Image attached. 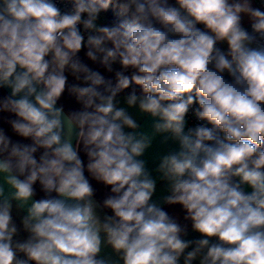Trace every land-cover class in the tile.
I'll use <instances>...</instances> for the list:
<instances>
[{
  "label": "clouds",
  "instance_id": "1",
  "mask_svg": "<svg viewBox=\"0 0 264 264\" xmlns=\"http://www.w3.org/2000/svg\"><path fill=\"white\" fill-rule=\"evenodd\" d=\"M0 264H264V0H0Z\"/></svg>",
  "mask_w": 264,
  "mask_h": 264
},
{
  "label": "crops",
  "instance_id": "2",
  "mask_svg": "<svg viewBox=\"0 0 264 264\" xmlns=\"http://www.w3.org/2000/svg\"><path fill=\"white\" fill-rule=\"evenodd\" d=\"M104 190L100 189V195H103ZM158 193H159V188H158ZM172 214L174 215H180L182 217V212L180 211L179 206H174L170 209H168ZM196 236V234H192V238H194Z\"/></svg>",
  "mask_w": 264,
  "mask_h": 264
},
{
  "label": "built area",
  "instance_id": "3",
  "mask_svg": "<svg viewBox=\"0 0 264 264\" xmlns=\"http://www.w3.org/2000/svg\"><path fill=\"white\" fill-rule=\"evenodd\" d=\"M189 122H190V124H195L196 123V121L192 117H189Z\"/></svg>",
  "mask_w": 264,
  "mask_h": 264
},
{
  "label": "trees",
  "instance_id": "4",
  "mask_svg": "<svg viewBox=\"0 0 264 264\" xmlns=\"http://www.w3.org/2000/svg\"><path fill=\"white\" fill-rule=\"evenodd\" d=\"M109 15H111V14L109 13Z\"/></svg>",
  "mask_w": 264,
  "mask_h": 264
}]
</instances>
